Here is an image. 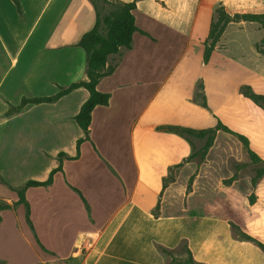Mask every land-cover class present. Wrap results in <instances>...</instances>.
I'll use <instances>...</instances> for the list:
<instances>
[{
  "label": "rangeland",
  "instance_id": "rangeland-1",
  "mask_svg": "<svg viewBox=\"0 0 264 264\" xmlns=\"http://www.w3.org/2000/svg\"><path fill=\"white\" fill-rule=\"evenodd\" d=\"M151 2L156 3L170 18L188 25L187 29L194 32L199 42L194 46L186 36L162 25L158 27V31L155 30L157 48L162 51L164 60L157 77H151L146 91L147 98L151 97L161 80L163 83L159 93L153 96L150 110L158 101L163 100L161 107L154 108L157 119L164 122L171 119L191 126L202 122L195 115V108L186 106L182 98L187 89L191 88L193 79L202 75L195 82L192 101L210 113L211 125L207 127L214 126L217 119L221 120L231 130L244 134L249 139L250 148L264 160V108L242 92L244 86L249 85L252 91L264 94V55L255 51V44L263 36L259 25L243 20L230 22L215 46L217 59L227 58L236 63L240 77L233 65H227L225 61L216 64L212 62L207 66H203L205 64L202 58L200 64L197 61V51L201 50L202 57L203 40L212 12L218 4L223 5L230 14L264 13V0ZM1 3L6 17H11L12 12L16 15L17 11L10 0H2ZM141 6L135 12L137 24L141 29H151L154 20L143 8L144 2ZM141 37L145 38L144 35H135V46L139 45ZM26 56L27 52H24L20 58V70L24 69ZM55 58V55L51 56L47 70L53 67ZM1 63L6 67L8 61L2 56L0 47V70ZM39 69L40 66L37 71ZM9 76L14 78V71ZM5 77L6 75H0V99L8 101L3 93ZM35 77L31 76L27 86L20 89L15 87V92L20 96L54 93L51 82L41 83ZM236 80L239 81L237 89L233 83ZM9 96L13 95L9 93ZM75 101L76 97H67L55 103L30 106L23 116L16 115L15 117H20L0 124V139L3 138V142H0V169L5 177L1 175L0 178V204L8 205L0 210V264H83L89 248L90 233L97 231L105 223L114 209V200L122 197L121 191L126 194L133 170L128 154V133L134 118L131 116L134 108L123 114L118 123L116 121L115 131L111 130L110 123L108 128L103 126L93 131L92 139L88 134V139L80 144L78 158L68 164L69 175L73 173L71 175L76 178L72 180L79 188L62 176V188L68 191L63 196L55 197L46 187L34 188L35 191L26 189L29 219L26 218L27 207L17 202L16 191L29 179H44L47 170L57 162V154L53 157L50 152L62 147L59 151L68 156L75 155L76 139L83 137L82 131L70 116L75 108ZM203 101L206 102V107L202 105ZM17 102L18 99H12L10 104ZM167 125L189 127L159 123L158 132L165 131L161 127ZM25 132L33 135L34 150L42 149L43 156L35 154L28 160L13 152L2 151L3 147H22L18 142L23 143L21 140L25 137H22V133ZM16 135L21 137L17 139ZM183 138L191 147L190 154L203 144V140L195 137ZM99 151L105 153L111 165L101 163L105 173L97 174L96 177ZM188 157L170 167L163 176L158 206L153 207L154 213L217 214L228 223L235 224L240 231L264 243V174L254 185L251 183L255 169L263 167L264 162L252 163L238 138L221 130L217 131L205 157ZM65 159L63 156V163ZM104 181L111 185L106 186ZM102 182L105 183L103 187L99 186ZM44 196L53 200L49 203L47 198L46 202ZM179 244L169 249L177 250L175 256L182 258L185 253L178 248Z\"/></svg>",
  "mask_w": 264,
  "mask_h": 264
},
{
  "label": "crops",
  "instance_id": "crops-1",
  "mask_svg": "<svg viewBox=\"0 0 264 264\" xmlns=\"http://www.w3.org/2000/svg\"><path fill=\"white\" fill-rule=\"evenodd\" d=\"M1 2L2 0H0V47L2 56L8 64L5 67L1 63L0 75H6L3 93L8 101L0 99V115H2L0 124H6L20 117H15L16 115L23 116L27 113L30 106H35L27 105L19 113L4 116L12 99H18L19 102L22 96L33 97L24 94L20 96L15 92V87L20 89L27 86L31 76H36L37 81L41 83L51 82L54 85V93L58 89L57 85L66 86L71 82L86 79L85 52L76 44L82 34L94 25L95 13L89 0H20L22 17L17 12L16 15L12 12L11 17H6L4 5ZM143 2L145 3L143 8L154 20L153 27L147 30L138 26L135 16V12L142 8ZM133 14L137 30L133 33L130 47L121 46L118 52L107 57L105 70L108 73L99 79L97 89L109 93V101L107 105H98L93 109L88 132L92 139L93 131L103 126L108 128L110 123L111 130L115 131L116 121L118 123L123 118V114L134 108L131 114L134 118L128 133V154L133 170L126 194L123 190L121 191L123 195L114 200V209L111 210L105 223L97 231L90 233L89 248L83 264H167L166 255L157 248V245L175 248L181 240H186L193 258L203 264H264V252L250 241L235 238L228 221L220 215L211 213L198 215L189 212L162 213L157 217L152 215L151 211L160 198L163 176L167 174L170 167L182 158L188 157L191 152L189 143L183 137L170 131L158 132L157 126L159 123H166L205 128L211 125L212 119L207 109L192 101L195 82L202 75H197L193 79L191 88L187 89L182 98L186 106L195 108V115L202 120L200 123L204 124L198 123L191 126L171 119L164 122L156 118L158 115L154 113V108L161 107L163 100L158 101L151 110L150 108L153 96L159 93L163 80L150 98L146 96L151 77L153 79L157 77L164 60L162 51L157 48L155 30L158 31V27L162 25L186 36L194 46L199 41L194 32L187 29L188 25L170 18L151 0H138ZM137 34L144 35L145 38L141 37L139 45L135 46ZM24 52H27L26 62L24 69L20 70V58ZM200 54L201 50L197 51L199 64L202 58ZM53 55L56 56L53 67L47 70L46 67ZM222 61L227 62V65H233L239 73L236 63L228 61L227 58L218 60L215 51L212 52L207 64L203 66ZM39 66L41 69L37 71ZM13 71L14 78L9 76ZM239 81L233 82L234 87ZM8 92L13 96L10 97ZM67 97H76L75 108L70 115L73 117L88 97V92L83 87H79L57 101ZM208 102L212 103L209 100ZM45 104L50 103L36 105ZM22 135L25 137L22 139L26 140H21L23 143L18 142L22 144V147L8 149L3 147L2 151L13 152L28 160H31L35 154L43 156L42 149L34 150L33 135L28 132ZM0 140L3 142V138ZM60 148L50 152L51 156L58 154ZM73 160L75 159L66 158L64 163L62 162V171L56 172L52 184L46 187L55 197L63 196L68 192L64 187L62 188V176L67 177L69 182L79 188V185L72 180L76 178L71 175L73 173L69 175L68 164ZM97 160L99 169L95 174L96 177L97 174L105 173L100 166L101 163L107 162L111 165L103 151H99ZM57 164L58 160L47 170V175ZM1 175L3 176V172L0 169V178ZM104 182L106 186L111 185L107 181ZM104 182L99 186L103 187ZM34 188L43 187H29L28 190L35 191ZM47 198L48 196H44L46 202L49 200L50 203L53 200L51 198L47 200Z\"/></svg>",
  "mask_w": 264,
  "mask_h": 264
},
{
  "label": "trees",
  "instance_id": "trees-1",
  "mask_svg": "<svg viewBox=\"0 0 264 264\" xmlns=\"http://www.w3.org/2000/svg\"><path fill=\"white\" fill-rule=\"evenodd\" d=\"M14 5L20 17L23 15L20 0H10ZM94 13L95 21L92 28L82 34L77 46L81 47L86 56L85 66V80H78L69 83L66 86L57 85L58 89L51 95L25 97L22 96L19 102L15 105H9L4 112V116H10L19 113L27 105H36L41 103H53L61 97L69 94L76 88L83 87L88 92V97L82 103L77 113L73 116L74 121L83 133V137L76 139L75 155L68 156L63 151L58 152V164L52 168L44 180H27L17 192V202L22 203L27 207L28 218V203L25 198V191L29 187H47L52 184L53 176L56 172L62 171L63 156L67 159H76L79 156L80 144L88 139L89 126L91 123V113L98 105H107L109 101V93L102 92L97 89L99 79L106 75L108 71L105 70L107 57L110 54L118 52L121 46L130 47L133 33L137 30L135 24V16L133 14L138 0H131L129 2H121L119 0H89ZM240 20L257 23L263 32L261 39L255 44V51L264 55V13L261 12H243L230 14L226 11L223 5L218 4L213 12L209 23L207 36L203 41L202 61L206 64L212 52L215 49L217 42L223 34L225 28L230 22H238ZM243 94L252 100L255 104L264 108V94L256 93L251 90L249 85H245ZM202 105L206 107V102ZM161 130L176 132L185 138L195 137L203 140L202 146L193 151L188 159L195 156L205 157L209 148L212 146L217 131L221 130L226 133L235 135L246 149L247 155L252 163L264 162L249 146V139L241 133L231 130L221 120L217 119L216 124L212 127L192 128L176 125L162 126ZM264 174V166L255 169V173L251 178V183L254 185L258 178ZM83 199V198H82ZM84 200V199H83ZM158 206L156 204L155 208ZM8 207L7 204H0V210ZM153 216H157L154 210L151 211ZM1 222V217H0ZM232 234L239 240H247L256 244L264 252V243L256 240L252 236L239 230V228L232 223H229ZM167 258V264H203L193 258L192 252L188 247L186 240H182L179 244L181 251L185 253L184 257L178 258L175 256V249H169L161 245H157Z\"/></svg>",
  "mask_w": 264,
  "mask_h": 264
}]
</instances>
